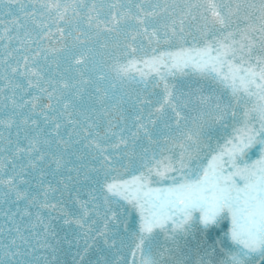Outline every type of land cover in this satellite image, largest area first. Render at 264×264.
I'll list each match as a JSON object with an SVG mask.
<instances>
[{
  "label": "water",
  "instance_id": "obj_1",
  "mask_svg": "<svg viewBox=\"0 0 264 264\" xmlns=\"http://www.w3.org/2000/svg\"><path fill=\"white\" fill-rule=\"evenodd\" d=\"M0 264H264V0H0Z\"/></svg>",
  "mask_w": 264,
  "mask_h": 264
}]
</instances>
